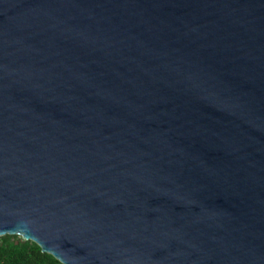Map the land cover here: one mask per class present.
I'll return each instance as SVG.
<instances>
[{
    "label": "water",
    "instance_id": "95a60500",
    "mask_svg": "<svg viewBox=\"0 0 264 264\" xmlns=\"http://www.w3.org/2000/svg\"><path fill=\"white\" fill-rule=\"evenodd\" d=\"M5 235L264 264V0H0Z\"/></svg>",
    "mask_w": 264,
    "mask_h": 264
},
{
    "label": "trees",
    "instance_id": "16d2710c",
    "mask_svg": "<svg viewBox=\"0 0 264 264\" xmlns=\"http://www.w3.org/2000/svg\"><path fill=\"white\" fill-rule=\"evenodd\" d=\"M0 264H61L38 245L19 236L0 237Z\"/></svg>",
    "mask_w": 264,
    "mask_h": 264
}]
</instances>
